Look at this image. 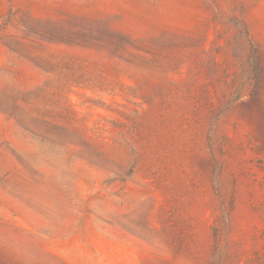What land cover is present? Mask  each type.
<instances>
[{
  "label": "rangeland",
  "instance_id": "1",
  "mask_svg": "<svg viewBox=\"0 0 264 264\" xmlns=\"http://www.w3.org/2000/svg\"><path fill=\"white\" fill-rule=\"evenodd\" d=\"M0 264H264V0H0Z\"/></svg>",
  "mask_w": 264,
  "mask_h": 264
}]
</instances>
